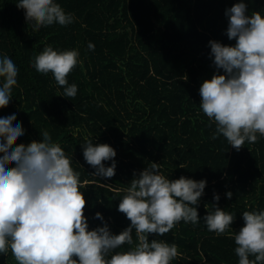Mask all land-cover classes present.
<instances>
[{
    "label": "trees",
    "instance_id": "trees-1",
    "mask_svg": "<svg viewBox=\"0 0 264 264\" xmlns=\"http://www.w3.org/2000/svg\"><path fill=\"white\" fill-rule=\"evenodd\" d=\"M58 2L74 14V22L37 30L15 0H0V54L12 52L20 65L13 98L0 103V111L20 109L13 119L21 120L25 132L13 144L38 140L45 129L51 133L85 185L90 229L106 221L119 233L130 224L118 204L134 173L150 162L159 163L171 179L206 178L197 205L200 222L181 221L163 236L149 234V240L177 245L171 264H238L233 236L244 223L242 213L264 210V137L237 151L223 135L213 138L215 124L199 106L200 85L216 71L209 41L235 43L226 35L225 10L236 0ZM245 2L249 13H264V0ZM45 45L79 50L80 62L67 76L69 84L78 86L75 97L61 96L64 88L52 74L33 67ZM85 136L116 149L113 177L92 175L94 169L83 158ZM214 193L220 195L218 202ZM217 204L235 214L230 228L219 236L203 221ZM97 211L104 221L95 217ZM133 240L138 242L135 231ZM0 264L18 262L9 251L0 254Z\"/></svg>",
    "mask_w": 264,
    "mask_h": 264
},
{
    "label": "clouds",
    "instance_id": "clouds-1",
    "mask_svg": "<svg viewBox=\"0 0 264 264\" xmlns=\"http://www.w3.org/2000/svg\"><path fill=\"white\" fill-rule=\"evenodd\" d=\"M15 3L25 9L27 20L37 30L53 24L67 26L75 19L58 0ZM225 16L226 35L235 43L209 41L216 71L200 85L199 106L215 124L213 138L223 135L239 151L246 142L264 137V13H249L245 0H236L226 8ZM94 47L89 42L88 48ZM79 57L78 49L45 45L35 56L33 67L39 73L52 74L64 88L61 96L75 97L78 86L69 84L67 76L80 62ZM19 67L12 52L0 54V103L13 98ZM19 111L17 107L0 111V254L11 251L18 264H171L178 255L177 245L149 240V234L163 236L181 221L199 223L197 205L207 179L185 175L171 179L162 173L159 163L150 162L134 173L118 204V211L130 224L119 233H113L106 221L90 229L84 212L85 185L51 133L45 129L38 140L13 144L25 132L21 120L13 119ZM84 140L83 158L94 169L92 175L113 177L116 149L96 142L95 137L85 136ZM226 196L231 199L233 193L228 191ZM213 199L218 202L220 195L214 193ZM242 215L244 223L233 236L238 264H264V210ZM95 217L104 221L99 211ZM234 219L233 212L218 204L203 217L208 231L218 236Z\"/></svg>",
    "mask_w": 264,
    "mask_h": 264
}]
</instances>
